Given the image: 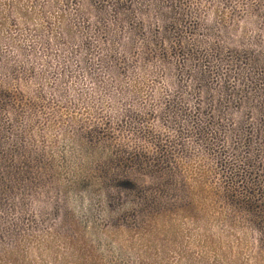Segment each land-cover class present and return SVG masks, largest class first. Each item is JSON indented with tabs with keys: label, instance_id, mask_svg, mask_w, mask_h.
I'll return each instance as SVG.
<instances>
[{
	"label": "rangeland",
	"instance_id": "1",
	"mask_svg": "<svg viewBox=\"0 0 264 264\" xmlns=\"http://www.w3.org/2000/svg\"><path fill=\"white\" fill-rule=\"evenodd\" d=\"M157 27L161 23L154 24L151 32ZM11 29L8 34L25 55L17 60L2 42L0 62L12 66L17 60L26 68L12 70L9 91L13 96L23 91L34 101L26 110L0 105V156L18 166L10 175V190L0 189V249L19 246L27 250V261L36 259L38 240L32 243L26 233L63 237L65 229L75 227L83 247L73 243L68 251L67 240L55 238L44 264H71L78 247L84 252L94 249L104 264H136L117 234L120 227L134 224L135 216L138 221L153 216L167 219L173 214L168 210L177 212L179 217L170 224L179 236L188 230L195 233L196 219L204 223L201 216L208 202L190 180L198 195L194 205L188 199L180 161L187 172L206 171L208 186L217 191L206 195L213 207L225 199L238 226H255V234L248 229V248L264 247V107L248 101L257 94L256 69H250L247 80L249 69L227 59L226 52L219 56L200 52L198 60L185 61L186 56L172 53V64L180 60L184 65L171 68V81L154 62L140 76L130 67L125 74L120 69L114 81L106 62L96 64V50L67 58L55 45L50 52L42 50L23 27L17 33ZM196 35L197 30L186 26L157 45L162 42L160 52L170 51L178 37L188 42ZM205 63L211 70L216 65L220 69L210 74V87L200 89L193 71ZM227 66L230 72L224 76ZM16 76L22 83H16ZM61 115L70 121L68 127H61ZM74 129L82 133L76 136ZM29 155L27 167L23 159ZM38 169L47 173L40 179L21 180L25 170L34 174ZM210 226L212 233L220 231L215 222ZM172 237L176 245L180 243V237ZM159 238L162 243L164 237ZM164 244V249L172 248ZM247 252L245 248L242 257Z\"/></svg>",
	"mask_w": 264,
	"mask_h": 264
},
{
	"label": "trees",
	"instance_id": "2",
	"mask_svg": "<svg viewBox=\"0 0 264 264\" xmlns=\"http://www.w3.org/2000/svg\"><path fill=\"white\" fill-rule=\"evenodd\" d=\"M156 23H161V27H157V31L152 33L151 27ZM20 26L29 36H34L35 41H39L42 50L46 52H50L55 45L57 51L68 58L77 53L80 56L96 50V64L106 62V71L114 81H117L120 69L125 74L130 67L135 75L140 76L153 62L167 76V80L171 81L172 77L168 75L171 68L179 69L184 65L180 60L172 64L169 59L172 53L186 56L185 61L198 60L200 52L204 56H219L226 52L229 55L227 59L231 58L234 64L240 61L249 69L245 73L247 80L250 69H256L260 76L256 84L257 94L249 97L248 101L254 107H264V0H0V43L6 42L17 60L25 55V49L14 43L8 30L12 31L13 28L17 33ZM186 26L197 30L198 35L188 42H185L184 37H178L170 46V51L163 49L160 52L162 42L157 45V41L167 40L172 32L182 33ZM3 31L8 35H4ZM17 60L14 65H10L11 68L0 62V105H16L26 110L31 108L34 100L25 96L23 91L15 96L9 91L12 70L15 71L17 66L22 70L26 68L25 64H18ZM196 65L195 62L194 67ZM207 65L205 63L202 68L198 67L199 70L193 71L200 89L210 87V74L213 75L220 69V65H216L215 70L209 69ZM224 71L225 76L230 68L227 66ZM14 80L17 84L22 83L19 76L14 77ZM96 84L102 85V82L97 81ZM246 88L249 90V86ZM61 108L66 109V106ZM60 119L61 127H68L70 121L65 122L62 115ZM81 133L82 130H75L76 136ZM30 157L32 156L23 159L27 167L31 163ZM7 159L0 156V189L7 187L10 190V175L12 172L16 173L18 166ZM184 163L178 162V168L182 177L183 174L185 176V183L187 181L185 185L188 199L194 205L197 202L195 195H198L192 191L190 180L194 181L192 188L201 191V199L208 202L204 216H201L204 223L201 224L199 218L196 219L194 224L197 231L194 233V230H188V234L179 236L180 233L172 230L170 224L179 217L177 212L168 210V215L173 214L167 219L153 216L138 221L135 216V223L120 227L117 234L123 237L119 242L124 241V246L132 253L136 264H264V247H260L263 244L253 249H249L247 245L250 237L248 229L255 234V226H238L233 218L235 211L228 209L225 199L224 204L220 202L216 205L218 209L213 207L210 197L206 195L217 194V191L208 186L206 171L198 168L194 172H187ZM30 171L25 170L21 180L40 179L47 173L39 169L34 174ZM3 172L5 175L1 176ZM198 208L202 207L199 205ZM211 222L220 226V231L212 233ZM76 232L78 230L75 227L65 229L63 237L58 234L39 237L36 233L28 232L25 234L27 239L32 238V243L38 240L35 246L36 259H28V262L25 255L27 250L19 246L14 248L13 245L0 249V255L4 257L0 258V264H44L43 257L50 252L51 242L55 238L63 241L66 239L64 243L67 244L68 251L73 243L77 246L81 243L83 247ZM159 235L164 237L162 243L159 242ZM172 235L181 238L179 244L176 245L177 239ZM164 243L170 244L172 248L164 249ZM82 247L75 251L72 249L75 262L71 264H104L94 253V249L84 252ZM245 248L248 250L247 256L242 257Z\"/></svg>",
	"mask_w": 264,
	"mask_h": 264
}]
</instances>
